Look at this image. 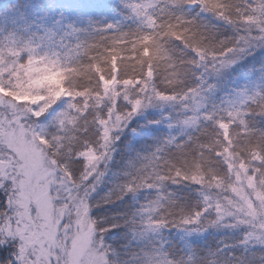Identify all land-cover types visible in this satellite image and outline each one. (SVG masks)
I'll use <instances>...</instances> for the list:
<instances>
[{"label": "snow or ice", "instance_id": "6c2138e0", "mask_svg": "<svg viewBox=\"0 0 264 264\" xmlns=\"http://www.w3.org/2000/svg\"><path fill=\"white\" fill-rule=\"evenodd\" d=\"M121 4L136 27H93L92 43H78L75 58L65 49L40 52L14 39L0 48V248L13 249L3 264H116L106 237L119 228L133 235L165 228L185 235L242 229L240 244L264 247V130L248 119L264 118V90L237 93L219 109L204 103V93L212 91L208 77L264 48V0ZM183 5L198 6L234 35L221 37L170 10ZM80 31L68 25L64 34ZM171 41L191 57L174 54ZM189 75L198 81L195 87L185 84ZM164 106H179L182 118L168 127L191 130L187 138L169 136L137 157L126 178L92 202L128 123ZM42 117L54 132L45 131ZM89 126L94 140L83 136ZM166 183L198 186L199 200L191 208L177 205L159 194ZM142 190L157 195L131 216L93 218V208ZM195 255L193 250L187 262H177L159 251L145 264H216L211 251L193 260Z\"/></svg>", "mask_w": 264, "mask_h": 264}, {"label": "trees", "instance_id": "16d2710c", "mask_svg": "<svg viewBox=\"0 0 264 264\" xmlns=\"http://www.w3.org/2000/svg\"><path fill=\"white\" fill-rule=\"evenodd\" d=\"M14 2L15 0H8L6 6L11 7ZM105 2H108V0H103L102 6L95 5L91 10V23L87 27L81 45L87 46L92 43V38L95 34L91 29L95 26L113 23L119 24L125 31L136 27L135 23L130 19L120 18L121 13H125L128 16V12L122 9V6H119L118 10H113L107 7ZM170 10L177 15L184 16L186 19L196 20L198 24L216 31L221 37L234 35L232 30L222 21L217 20L210 14L202 12L198 6L183 5L179 8ZM169 47L174 50V54L176 55L183 54L186 57H191L192 55L188 50L183 49L179 42L171 41ZM255 58L254 65L264 77V54H258ZM81 59L86 60L87 58L81 57ZM81 82L87 83L86 80ZM197 83L198 81L191 75L185 79V84L188 86L195 87ZM125 108L127 107H124V110H126ZM248 119L252 122V127L264 130V118L257 116L249 117ZM140 124V121H137L136 125L134 123L130 124L126 131L120 134V139L113 145L114 151L104 181L92 194L90 198L92 202L101 201L115 184L122 182L126 178L125 173L130 170L129 166L136 161L137 157L149 155L167 138L164 128L150 131L149 128L140 129ZM54 131L55 130H52L51 132ZM83 136L87 137L89 140H94V129L89 126L87 132L83 133ZM185 139L186 138H182L178 141H183ZM197 192L198 186L195 185L166 183L160 189L159 194L169 196L177 205L191 208L196 201L199 200ZM0 195H2V193H0ZM156 195V190H142L135 196L127 195L123 200L116 201L115 203L106 205L101 204L100 207L93 208L91 214L93 218L96 219L104 217L111 218L117 214L128 217L139 209L140 204L147 203L149 200L154 199ZM177 232L178 230L174 228L162 229L161 233L157 235V242H155L152 241L154 239L151 241H141L139 238L141 235H133L127 228H119L114 229L113 232L106 237V241L111 245L110 251H115V256L113 258L116 260V264H145L146 258L148 256L155 257L157 251L166 253L168 259L177 262H187L193 250L196 253V255L192 257L193 260H195L197 256L207 257L211 251L215 253L214 259L216 264H264V248L245 247L239 243L241 239L237 234L210 233L205 237L203 242H193L190 249L191 253L188 254ZM225 245H227V247H225ZM12 250L11 244L7 247L0 248V264H3L5 259L11 258L9 254Z\"/></svg>", "mask_w": 264, "mask_h": 264}, {"label": "rangeland", "instance_id": "374dc122", "mask_svg": "<svg viewBox=\"0 0 264 264\" xmlns=\"http://www.w3.org/2000/svg\"><path fill=\"white\" fill-rule=\"evenodd\" d=\"M7 1L0 0V48L6 43H11L14 39L17 45L29 44L37 47L40 52L63 51L65 49L70 52L72 57L76 56L77 44H82L87 27L91 23V10L95 5H103V0H15L13 6L10 7L6 6ZM105 5L113 10H118L119 6H122L121 0H108ZM122 9L128 12L127 9ZM127 17L125 13L120 14V18L128 19ZM68 25L81 29V31L75 36H66L64 33L68 30ZM48 33H53L52 40L46 38ZM5 37H9V39L5 40ZM69 45L70 48H67L66 46ZM258 54H264V48L257 47L250 50L221 75L208 77L207 83L212 85V91L204 93L206 97L204 103L209 110L225 107L236 97L237 93L264 90V77L254 65L255 57ZM22 55L26 62V54ZM199 71L197 70V72ZM62 103L60 101L58 105L53 107L59 110V105H62ZM124 107H127V105H124ZM182 115L179 106L149 108L133 117L123 132L130 124L134 123L136 125L137 121H140V129L149 128L151 131L164 128L166 137L175 136L178 141L187 138V134L191 130H182L179 125L169 128L168 124L182 118ZM41 122L45 126L46 132L50 133L55 130L43 117ZM159 233H161V230L157 233L141 235L139 238L141 241L154 239L152 241L157 242L156 238ZM210 233H234L240 239L243 236L242 229L233 231L209 229L199 235H185L180 231L177 232L188 254L191 253L190 249L193 242H203ZM244 246L247 248H264L261 246ZM157 255L158 251L155 253V257Z\"/></svg>", "mask_w": 264, "mask_h": 264}]
</instances>
